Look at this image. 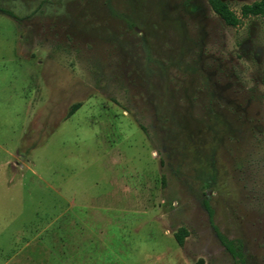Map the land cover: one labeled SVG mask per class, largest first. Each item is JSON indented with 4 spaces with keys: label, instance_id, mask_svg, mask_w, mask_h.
Here are the masks:
<instances>
[{
    "label": "rangeland",
    "instance_id": "1",
    "mask_svg": "<svg viewBox=\"0 0 264 264\" xmlns=\"http://www.w3.org/2000/svg\"><path fill=\"white\" fill-rule=\"evenodd\" d=\"M224 1L240 15L258 0ZM0 8L15 15L0 13V144L17 171L1 167L0 264H236L207 199L264 264V18L229 27L208 0Z\"/></svg>",
    "mask_w": 264,
    "mask_h": 264
},
{
    "label": "trees",
    "instance_id": "2",
    "mask_svg": "<svg viewBox=\"0 0 264 264\" xmlns=\"http://www.w3.org/2000/svg\"><path fill=\"white\" fill-rule=\"evenodd\" d=\"M208 3L212 11L224 21L229 27H238L242 24L243 19L250 17H262L264 18V0L255 1L252 4L244 5L241 8L240 15L233 11L229 4L224 0H208ZM0 13L7 14L15 18L13 12L0 8ZM205 209L208 213L209 222L213 227L219 242L224 248L231 254L236 264H248L247 258L243 251V244L241 241L230 240L220 231L214 220L215 211L211 206L209 199L204 202ZM189 236V232L186 228L182 227L174 233V238L179 246H183L186 238ZM196 264H205L203 259H200Z\"/></svg>",
    "mask_w": 264,
    "mask_h": 264
},
{
    "label": "crops",
    "instance_id": "3",
    "mask_svg": "<svg viewBox=\"0 0 264 264\" xmlns=\"http://www.w3.org/2000/svg\"><path fill=\"white\" fill-rule=\"evenodd\" d=\"M2 152L7 153L9 155V160L5 161L4 164L1 163L2 162L1 161V153ZM12 160H14V161L12 162ZM1 167L4 170V173H7V171H9V172H12V174L14 175V177L17 175L16 174L17 173V171H16V155H13V154L11 155V153L9 152V150L6 147H4V146H2L0 144V175H1ZM26 169H27V167H26L25 164L20 167V170L21 171H25ZM0 180H1V176H0ZM9 183H12V182H9Z\"/></svg>",
    "mask_w": 264,
    "mask_h": 264
}]
</instances>
